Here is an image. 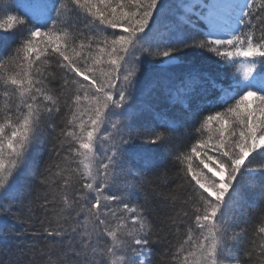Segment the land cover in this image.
Masks as SVG:
<instances>
[{
  "label": "snow or ice",
  "instance_id": "1",
  "mask_svg": "<svg viewBox=\"0 0 264 264\" xmlns=\"http://www.w3.org/2000/svg\"><path fill=\"white\" fill-rule=\"evenodd\" d=\"M0 264H264V0H0Z\"/></svg>",
  "mask_w": 264,
  "mask_h": 264
},
{
  "label": "trees",
  "instance_id": "2",
  "mask_svg": "<svg viewBox=\"0 0 264 264\" xmlns=\"http://www.w3.org/2000/svg\"><path fill=\"white\" fill-rule=\"evenodd\" d=\"M258 162H259V158H258Z\"/></svg>",
  "mask_w": 264,
  "mask_h": 264
}]
</instances>
